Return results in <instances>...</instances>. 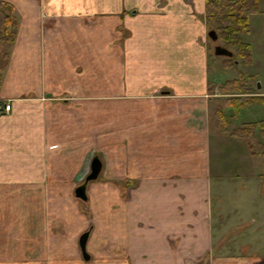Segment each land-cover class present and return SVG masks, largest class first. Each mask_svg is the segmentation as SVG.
<instances>
[{"label": "crops", "instance_id": "crops-1", "mask_svg": "<svg viewBox=\"0 0 264 264\" xmlns=\"http://www.w3.org/2000/svg\"><path fill=\"white\" fill-rule=\"evenodd\" d=\"M205 2L0 0V35L17 24L0 40L1 261L264 264V158L215 129ZM94 158L91 233L75 192ZM220 205L238 240L216 251Z\"/></svg>", "mask_w": 264, "mask_h": 264}, {"label": "trees", "instance_id": "trees-1", "mask_svg": "<svg viewBox=\"0 0 264 264\" xmlns=\"http://www.w3.org/2000/svg\"><path fill=\"white\" fill-rule=\"evenodd\" d=\"M259 13L258 0H206L205 19L209 30L216 32L226 49L235 48L233 58L228 59L232 65L237 60L244 66L250 65L251 49L244 39L249 33L248 16ZM16 25L12 16L4 17L1 42L8 46L12 44ZM254 79L253 76L240 74L238 80L227 81L219 88L220 94L225 97L221 106L213 112L215 127L219 133H228L229 125L237 118L240 109L255 101L264 100L262 96H253L249 82ZM229 135L244 140L250 156L264 158V121L244 124L232 130Z\"/></svg>", "mask_w": 264, "mask_h": 264}, {"label": "rangeland", "instance_id": "rangeland-1", "mask_svg": "<svg viewBox=\"0 0 264 264\" xmlns=\"http://www.w3.org/2000/svg\"><path fill=\"white\" fill-rule=\"evenodd\" d=\"M258 3H259V10H260L259 15L257 14V16L249 18L251 28H252V35H253L252 36V44H253L252 52L253 53L251 52L252 62L250 66L244 67V65L240 64L238 60L237 61L234 60L235 62L232 65L231 63L228 62L227 59L214 56L213 48L215 46H221V47H224V46L220 41L214 44L211 41H209V49H208V55L210 58L209 74H210V78L213 80L212 81L213 85L215 86L214 102L212 103L214 110L220 107L223 100L225 99V97L220 94L219 88L222 85H224L227 81L238 80L240 78V74H239L240 72H242L243 74L246 73L247 76H254L256 78L249 82L251 91L254 93L253 96H255L256 94L258 97L262 96L264 98V27H263L264 26V0H258ZM228 50H230L233 54L235 53V48H230ZM230 65H232V67H229ZM234 65L236 66L234 67ZM257 83L260 85L259 89L257 88ZM242 98L246 99V97L244 96H242ZM213 119L215 120L214 116H213ZM259 121H264V100L255 101L254 103H252V105L247 106V107L245 106L242 109H240L236 120H234L232 124L229 125L228 131H232L236 127L238 128L244 124L256 123ZM238 143H239L238 147L241 149V151H245L247 154V151L245 149L246 146L244 142L238 141ZM215 161L218 163L216 159ZM216 167H219V169L222 168V159H220L218 166L215 163V168ZM261 167L262 166H260V169ZM217 170L218 168H216V172ZM261 171L264 173V167L262 168ZM84 182H85V179H83L82 182H78L77 187L79 188L83 186ZM92 182L94 181H91L86 185L85 195L87 194V189ZM86 197H87L86 201L77 199L79 200V202H76V203L79 207L80 214L85 215L84 217L86 218V222L88 226L87 231H90L92 233L95 227V222L93 218L94 213H92V210H91V203L89 201L90 198H88V195H86ZM72 200H76V199L72 198ZM212 216H213L212 230L216 238H218L217 239L218 243L216 242L217 244L215 246V249L216 251L217 250L222 251L223 246H222L221 237L223 235H225V238H228L229 236H234V235L236 237L238 234L236 233L232 234L233 230L228 229V226H230L229 224H232V223H229V221H232L233 219L230 220V216L228 215L226 216V214H223L221 205L219 209H214V213ZM254 220H255L254 215H251V214L246 215V219H245V221L247 222L246 224L250 225L253 223ZM50 228H52L53 232L58 233V234L60 233L59 229L57 228V225L51 224ZM236 240H238L237 237H236ZM229 243L231 245L227 246V249H229L232 253L237 252L236 249L238 248L239 242L231 241ZM104 247L105 246H103V243H102V249H104ZM17 257L18 258L13 259L14 261L2 259V261L0 260V263L8 264L10 262V264H48V261L46 262V261L40 260L38 262L36 261L32 262L28 258L23 257L21 255H17Z\"/></svg>", "mask_w": 264, "mask_h": 264}, {"label": "water", "instance_id": "water-1", "mask_svg": "<svg viewBox=\"0 0 264 264\" xmlns=\"http://www.w3.org/2000/svg\"><path fill=\"white\" fill-rule=\"evenodd\" d=\"M208 38L213 43L218 42V36H217L216 32L213 30L209 31ZM213 53H214V56H216V57H222V58H227V59L233 58V53L230 50H228L224 47H221V46H215L213 49ZM259 87H260V85L257 84L258 89H259ZM100 171H101V163L97 158H94L91 162V165H90V173L86 177L84 185L76 189L75 193H76L77 199H80L82 201H86L85 187L89 182L97 179ZM88 236H89V233L86 232L83 235H81V237L79 239V248H80L82 257L85 261L89 260V256L86 252V243L88 240Z\"/></svg>", "mask_w": 264, "mask_h": 264}, {"label": "built area", "instance_id": "built-area-1", "mask_svg": "<svg viewBox=\"0 0 264 264\" xmlns=\"http://www.w3.org/2000/svg\"><path fill=\"white\" fill-rule=\"evenodd\" d=\"M10 103L8 102H4V101H0V114L2 113H8L10 111Z\"/></svg>", "mask_w": 264, "mask_h": 264}]
</instances>
